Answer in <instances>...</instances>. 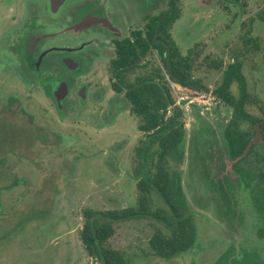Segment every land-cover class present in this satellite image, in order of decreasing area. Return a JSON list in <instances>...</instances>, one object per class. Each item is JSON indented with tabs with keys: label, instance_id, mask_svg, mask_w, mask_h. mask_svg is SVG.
<instances>
[{
	"label": "rangeland",
	"instance_id": "obj_1",
	"mask_svg": "<svg viewBox=\"0 0 264 264\" xmlns=\"http://www.w3.org/2000/svg\"><path fill=\"white\" fill-rule=\"evenodd\" d=\"M154 4V15L167 9L166 0ZM179 8L171 35L184 56L194 52V76L209 89L195 92L167 77L176 106L184 111L186 155L181 165L172 161L171 167L181 173L195 244L171 260L159 258L150 239L155 227L169 231L146 219L117 223L110 243L130 264H264V241L257 235L262 222L249 190L233 171L223 138L233 110L212 94L223 79L212 62H222L224 71L238 58L254 99L248 110L264 117V0H181ZM131 22L121 28L123 36L139 28ZM58 36L74 37V47L82 42L77 32L60 30ZM96 39L95 48L105 53L85 59L75 73L53 64L38 74L28 75L36 72L32 66L0 76V114L18 128L47 135L6 144L0 140V264H94L80 240L83 211L138 206L137 149L145 136L129 104L112 90L113 47L106 37ZM161 67L157 53H151L130 78ZM47 77L69 85L61 112L44 88ZM232 91L238 93L236 84ZM10 97L15 100L6 111ZM1 130L0 125V136ZM256 153L264 155V144ZM249 161L256 166L253 157ZM150 205L153 210L165 207L155 192Z\"/></svg>",
	"mask_w": 264,
	"mask_h": 264
},
{
	"label": "trees",
	"instance_id": "obj_2",
	"mask_svg": "<svg viewBox=\"0 0 264 264\" xmlns=\"http://www.w3.org/2000/svg\"><path fill=\"white\" fill-rule=\"evenodd\" d=\"M180 2L170 0L169 11L156 16L152 27H145L144 32H134L132 38L117 42L116 55L110 64L112 90L116 95L123 96L124 102L129 104L131 113L140 121L139 130L145 136L137 149L138 166L135 170L141 195L137 207L83 211L84 225L80 240L94 264H130L125 254L114 249L110 243L116 233L115 225L130 220L154 221L169 231L166 233L162 228L155 227L150 239L152 251L161 259L176 258L190 251L195 244L196 228L190 215L181 173L171 167L172 161L181 165L186 155L184 111L176 106L167 77L175 85L195 92H209V89L194 76V52L190 51L184 56L171 35L173 25L180 18ZM151 52L159 56L161 69L154 68L132 80L130 74L140 68ZM212 63L216 70L223 72L222 83L212 94L233 110L223 138L228 156L234 162L244 154L254 138L256 125L263 135L260 144H264V117H256L248 110L254 104V99L249 93L243 62L234 59L224 71L222 62ZM44 69L43 64L40 70ZM51 80L48 77L45 79L44 88L54 99ZM235 84L237 94L232 91ZM14 100L13 97L7 99L6 111L9 107L12 109ZM245 124L249 127H245ZM0 125L3 129L0 140L4 144L16 141L19 137L47 136L42 130L18 128L15 123L7 122L1 114ZM203 138L201 135L202 146L206 147L208 141ZM258 146H253L245 158L235 162L233 171L241 177L252 196L262 222L257 235L264 241V155L256 153ZM252 157L255 167H251L253 163L249 161ZM153 192L160 196L165 207L152 209L150 195ZM226 195L229 199V195Z\"/></svg>",
	"mask_w": 264,
	"mask_h": 264
},
{
	"label": "flooded vegetation",
	"instance_id": "obj_3",
	"mask_svg": "<svg viewBox=\"0 0 264 264\" xmlns=\"http://www.w3.org/2000/svg\"><path fill=\"white\" fill-rule=\"evenodd\" d=\"M166 2L167 9L154 15V8L158 6L154 0H0V76L10 75L11 68L32 69V66L36 72L28 75L38 74L43 64L45 68L59 64L65 72L75 73L85 59L98 58L105 53L95 48L98 36L106 37V42L113 47V60L117 42L152 27L156 16L169 11L170 0ZM132 19L139 28L130 36H123L121 28L129 27ZM60 30L79 33L82 42L74 47V37L60 40ZM90 35L95 37L86 38ZM100 41L102 47H106V42ZM78 53L81 56H77ZM69 60L79 64L77 71L65 65ZM16 74L21 76L25 71L21 74L16 71ZM50 79L52 88L66 82L60 78Z\"/></svg>",
	"mask_w": 264,
	"mask_h": 264
},
{
	"label": "water",
	"instance_id": "obj_4",
	"mask_svg": "<svg viewBox=\"0 0 264 264\" xmlns=\"http://www.w3.org/2000/svg\"><path fill=\"white\" fill-rule=\"evenodd\" d=\"M65 65L71 70V71H77L79 69V64L74 62V61H67L65 62ZM85 92V88H83L81 90V97L83 99H85V95H83V93ZM70 95V89L69 86L66 82H60L56 85V87L53 89V96L54 99L56 100L58 109L61 111L64 108V101L69 97ZM263 141V135L260 132L259 126L256 125L255 127V136L254 138L250 141V143L248 144L247 148L244 151V154L239 157L238 159H236L234 162H232V164H234L235 162L245 158L248 155L249 150L255 146L260 144Z\"/></svg>",
	"mask_w": 264,
	"mask_h": 264
}]
</instances>
